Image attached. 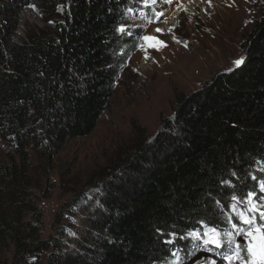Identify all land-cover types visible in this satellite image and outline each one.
<instances>
[{"label": "trees", "instance_id": "1", "mask_svg": "<svg viewBox=\"0 0 264 264\" xmlns=\"http://www.w3.org/2000/svg\"><path fill=\"white\" fill-rule=\"evenodd\" d=\"M31 5L54 27L17 43ZM135 8L141 0H0V137L13 152L0 162V264H176L202 246L192 233L224 240L247 227L237 214L264 170V5L244 62L178 95L154 137L137 127L133 149L67 201L76 221L59 212L43 237L34 156L47 171L54 149L93 133L138 44L118 31Z\"/></svg>", "mask_w": 264, "mask_h": 264}, {"label": "rangeland", "instance_id": "2", "mask_svg": "<svg viewBox=\"0 0 264 264\" xmlns=\"http://www.w3.org/2000/svg\"><path fill=\"white\" fill-rule=\"evenodd\" d=\"M263 5L264 0H157L154 5L141 0L142 10L135 8L121 24L132 33L127 37L134 36L138 44L127 50V62L117 68L113 96L93 133L67 143L60 151L54 149L47 171L41 157L34 156L35 172L43 181L37 192L43 213V237L55 232L57 215L66 214V203L73 200L74 193L95 185L120 154L133 149L137 127L144 129L149 138L154 137L163 118L172 116L178 95H188L217 73L237 67L234 61L244 59V36L261 17ZM20 15L17 43L54 27V22L33 5L22 9ZM157 28L162 31L156 32ZM145 36L149 39H143ZM10 154L13 152L9 145L0 137V162L7 163ZM46 176L49 182L44 184ZM255 176L264 181V170L257 169ZM260 187L253 198L258 206L264 204ZM240 212L250 216L249 205L246 203ZM66 215L69 223L76 221ZM256 222L250 237L238 234L236 228L224 236V241L235 237L231 250L239 259L234 258L233 264L249 260V244L259 264L264 254V222ZM207 247L202 244L191 260L176 264H211L212 260L228 264L223 259L225 249L218 253Z\"/></svg>", "mask_w": 264, "mask_h": 264}, {"label": "snow or ice", "instance_id": "3", "mask_svg": "<svg viewBox=\"0 0 264 264\" xmlns=\"http://www.w3.org/2000/svg\"><path fill=\"white\" fill-rule=\"evenodd\" d=\"M156 2L157 0H144L145 4L151 3L154 5ZM165 2L171 3V0H165ZM118 31H121L123 34H126V35H132L131 32L126 31V27L124 25H121ZM161 31L162 30L159 28L156 29V32H161ZM143 39L147 40L149 39V37L145 36L143 37ZM158 43L165 47L167 46L166 44H164L163 41H159ZM151 46L156 47V45H151ZM157 50H159V48H157ZM243 62H244L243 57H241L239 60L234 61V63L237 66H240ZM253 179H255V177H253ZM260 185H261L260 191L264 192V181H261ZM255 196H256L255 190L249 191L243 194V200L241 201L242 203H247L249 205L250 216L246 217L243 215L242 212L237 214L238 222L242 223L243 225H246L247 227H238L236 223L232 225L233 228L237 229V233L245 235V238L250 237L252 235V230L257 227L256 222H255V217H256L257 212L259 213L260 220L264 222V204H261L258 206L257 204L253 203V198ZM232 199L235 201L237 200V197L233 196ZM261 199H264V197H262ZM233 208L235 210V205H233ZM212 231L215 232V229H213ZM191 235H193L195 239L197 240H202V243L205 246L211 245L213 248H224L225 253L223 254V259L228 261V264H233L234 258L237 260L239 259L237 252L231 250L233 247V244L235 243V237L229 236L228 240L224 241L221 238H219V235L210 236L209 233L207 232L204 233V237H207V238H202L200 234L198 233H192ZM173 236H175V233H173ZM165 242L171 243L172 241H165ZM199 246L200 245H197V247ZM239 247L240 245L237 244L236 248L239 249ZM248 254H249V260L247 262L240 261V264H256V259H255L256 253L252 250L251 244L248 245ZM170 264H172V262H170ZM211 264H216L215 260H212ZM259 264H264V254L261 255Z\"/></svg>", "mask_w": 264, "mask_h": 264}, {"label": "bare ground", "instance_id": "4", "mask_svg": "<svg viewBox=\"0 0 264 264\" xmlns=\"http://www.w3.org/2000/svg\"><path fill=\"white\" fill-rule=\"evenodd\" d=\"M196 68V67H195Z\"/></svg>", "mask_w": 264, "mask_h": 264}]
</instances>
